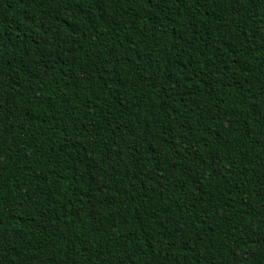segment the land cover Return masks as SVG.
<instances>
[{"label":"trees","instance_id":"trees-1","mask_svg":"<svg viewBox=\"0 0 264 264\" xmlns=\"http://www.w3.org/2000/svg\"><path fill=\"white\" fill-rule=\"evenodd\" d=\"M0 264H264V0H0Z\"/></svg>","mask_w":264,"mask_h":264}]
</instances>
